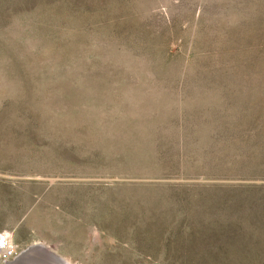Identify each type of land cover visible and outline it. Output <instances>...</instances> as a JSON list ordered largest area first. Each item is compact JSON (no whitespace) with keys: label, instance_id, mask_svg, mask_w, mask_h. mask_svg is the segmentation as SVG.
<instances>
[{"label":"rangeland","instance_id":"1","mask_svg":"<svg viewBox=\"0 0 264 264\" xmlns=\"http://www.w3.org/2000/svg\"><path fill=\"white\" fill-rule=\"evenodd\" d=\"M0 234L264 264V0H0Z\"/></svg>","mask_w":264,"mask_h":264},{"label":"bare ground","instance_id":"2","mask_svg":"<svg viewBox=\"0 0 264 264\" xmlns=\"http://www.w3.org/2000/svg\"><path fill=\"white\" fill-rule=\"evenodd\" d=\"M6 235V234H4ZM7 246L4 250H0V254L4 255V264H69L56 253L47 249L44 245H32L25 251L21 252L17 257H14L12 261H8L15 252V248L9 237H5Z\"/></svg>","mask_w":264,"mask_h":264},{"label":"built area","instance_id":"3","mask_svg":"<svg viewBox=\"0 0 264 264\" xmlns=\"http://www.w3.org/2000/svg\"><path fill=\"white\" fill-rule=\"evenodd\" d=\"M6 240L7 239L5 238V235L4 234H0V250H4V248L7 246ZM14 254H15V252H14ZM14 254L11 256V258L14 256Z\"/></svg>","mask_w":264,"mask_h":264}]
</instances>
